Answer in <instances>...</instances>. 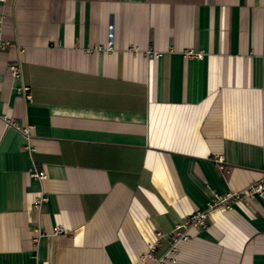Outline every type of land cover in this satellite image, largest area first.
Wrapping results in <instances>:
<instances>
[{"label": "crops", "instance_id": "crops-1", "mask_svg": "<svg viewBox=\"0 0 264 264\" xmlns=\"http://www.w3.org/2000/svg\"><path fill=\"white\" fill-rule=\"evenodd\" d=\"M0 18V264H153L214 194L262 179L264 0H8ZM230 206L165 264H264V195Z\"/></svg>", "mask_w": 264, "mask_h": 264}, {"label": "built area", "instance_id": "built-area-1", "mask_svg": "<svg viewBox=\"0 0 264 264\" xmlns=\"http://www.w3.org/2000/svg\"><path fill=\"white\" fill-rule=\"evenodd\" d=\"M8 0H0V2H5ZM1 23V18H0ZM113 41H114V25L113 23L108 24L107 26V43L105 49L107 51H111L113 49ZM7 46V42L2 38L0 34V50H4ZM160 54L158 52H153L150 56L151 57H158ZM188 56H193L196 58H202L201 52H187ZM8 73L12 78H16L20 81L19 85L15 88V92L20 94L24 101L28 102L31 100V94L29 93V88L22 83L21 80V63L19 60L11 63L8 66ZM12 125L20 131V133L29 141L30 140V127L24 126L19 128L14 123ZM26 148L32 150V148L27 145ZM219 167L223 168L221 159H218ZM30 176L32 178H36L38 180H43L45 178V174L43 171L32 170L30 172ZM255 194L264 195V175L260 182L250 184L246 189L235 192L229 193L225 195L214 194L213 198L207 203V209L205 211L197 210L194 213L189 214L185 219L183 224L176 225L173 230L170 232L168 240L170 243V249L164 254L163 257L160 259H154L151 252L148 253V257L153 260V264H165L166 262H175V255L177 250V245L179 242L186 241L189 238L188 229L189 228H205L207 223L206 219L210 211L215 208H231V202L235 199L240 198L241 196H246V198H251ZM45 196L41 195L37 198L34 202V207L38 208L40 204L45 201ZM61 231V228H57L54 230V233H58ZM35 241V240H34Z\"/></svg>", "mask_w": 264, "mask_h": 264}]
</instances>
